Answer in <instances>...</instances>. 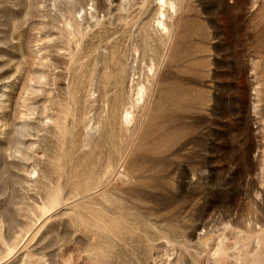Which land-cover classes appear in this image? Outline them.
Returning a JSON list of instances; mask_svg holds the SVG:
<instances>
[{
	"label": "rangeland",
	"instance_id": "374dc122",
	"mask_svg": "<svg viewBox=\"0 0 264 264\" xmlns=\"http://www.w3.org/2000/svg\"><path fill=\"white\" fill-rule=\"evenodd\" d=\"M0 0V264H264V0Z\"/></svg>",
	"mask_w": 264,
	"mask_h": 264
},
{
	"label": "bare ground",
	"instance_id": "6f19581e",
	"mask_svg": "<svg viewBox=\"0 0 264 264\" xmlns=\"http://www.w3.org/2000/svg\"><path fill=\"white\" fill-rule=\"evenodd\" d=\"M160 5L161 6H173V3L168 0H160Z\"/></svg>",
	"mask_w": 264,
	"mask_h": 264
}]
</instances>
